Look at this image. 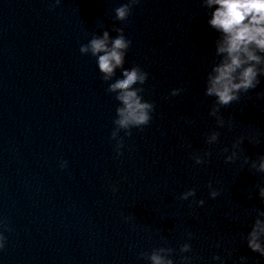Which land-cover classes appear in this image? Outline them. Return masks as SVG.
<instances>
[{
    "label": "water",
    "instance_id": "95a60500",
    "mask_svg": "<svg viewBox=\"0 0 264 264\" xmlns=\"http://www.w3.org/2000/svg\"><path fill=\"white\" fill-rule=\"evenodd\" d=\"M119 2L0 0V264H149L160 249L173 264H264L247 246L264 220V74L218 105L204 91L222 56L211 9L137 0L117 21ZM113 26L129 40L122 66L148 74L134 87L153 103L147 124L117 130L119 155L107 86L120 68L105 80L79 52Z\"/></svg>",
    "mask_w": 264,
    "mask_h": 264
},
{
    "label": "clouds",
    "instance_id": "9594fccd",
    "mask_svg": "<svg viewBox=\"0 0 264 264\" xmlns=\"http://www.w3.org/2000/svg\"><path fill=\"white\" fill-rule=\"evenodd\" d=\"M136 2L137 0H122L116 4L112 10L114 19L125 20ZM52 3L59 4L60 0H52ZM202 3L211 9L207 18L208 25L221 33V38L216 42V52L222 54L220 61L212 66L207 75L204 91L206 95L214 96L218 105H227L238 99V93L257 85L258 73L264 74V57L259 55L264 53V0H202ZM113 30L117 33L113 37L109 36L107 30L99 36L93 35L87 43L79 46V52L95 58L97 70L105 80L113 76L117 67L120 68V75L107 86L120 102L115 106L116 115L113 118L116 127L109 132V136L115 139L114 150L119 155L122 141L117 137V130L147 124L153 111V103L142 98V89L134 87L144 84L148 74L137 65L122 66L129 40L121 27L113 26ZM179 91L178 88H172L169 94L176 95ZM210 114H215V108L210 110ZM215 139L216 133L213 132L209 141ZM230 159L231 157H225L226 161ZM199 162L197 157V163ZM65 163L61 161L59 167L63 168ZM257 167L264 171V156L259 159ZM193 195L194 189L188 188L180 193V198L187 199ZM216 195L217 190L209 185L208 196L214 198ZM259 195L264 200V187L259 190ZM195 203L202 205L204 201L198 199ZM261 215L264 216V213ZM261 236H264V220L257 218L248 232L247 246L264 257V241ZM4 241L5 237L0 232V249L4 247ZM189 247L187 241L181 245L182 250ZM163 251L165 250L150 252L147 257L149 264H173L170 257L161 254ZM219 259L220 257L213 255V260Z\"/></svg>",
    "mask_w": 264,
    "mask_h": 264
}]
</instances>
